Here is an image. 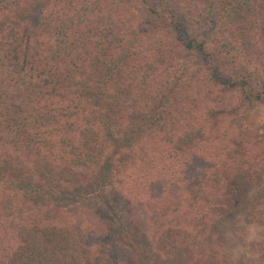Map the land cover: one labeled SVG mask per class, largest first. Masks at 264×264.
I'll return each instance as SVG.
<instances>
[{
    "label": "trees",
    "instance_id": "1",
    "mask_svg": "<svg viewBox=\"0 0 264 264\" xmlns=\"http://www.w3.org/2000/svg\"><path fill=\"white\" fill-rule=\"evenodd\" d=\"M263 100L264 0H0V264H264Z\"/></svg>",
    "mask_w": 264,
    "mask_h": 264
},
{
    "label": "rangeland",
    "instance_id": "2",
    "mask_svg": "<svg viewBox=\"0 0 264 264\" xmlns=\"http://www.w3.org/2000/svg\"><path fill=\"white\" fill-rule=\"evenodd\" d=\"M249 112H251L250 116L254 120L264 118V100L258 102ZM238 180L241 204H239V208L237 211H234L231 217L217 223L215 233H213L216 237L214 239H212V237L210 238L212 245L215 246V248L217 247L233 262H236L244 256H249L253 259L256 258L258 251H255V249H258V239L264 233L262 227L248 221L245 216V206L255 193V183L250 182L247 176H242ZM112 199L116 200L113 202L118 203L119 208H121L128 220V214L124 211L125 206L122 200L116 194H112ZM101 214L105 217L103 210ZM131 227L128 224V229L132 234L133 231ZM135 236L137 238L135 241V248L138 254L137 264H165L163 259L157 256L159 255L158 252L150 246L147 239H144L141 235L135 234ZM125 242L128 244L127 240H125ZM95 264L115 263L112 262L110 257L100 255Z\"/></svg>",
    "mask_w": 264,
    "mask_h": 264
}]
</instances>
